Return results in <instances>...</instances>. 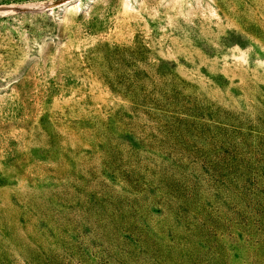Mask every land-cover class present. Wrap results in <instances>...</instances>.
<instances>
[{"label": "rangeland", "instance_id": "374dc122", "mask_svg": "<svg viewBox=\"0 0 264 264\" xmlns=\"http://www.w3.org/2000/svg\"><path fill=\"white\" fill-rule=\"evenodd\" d=\"M0 264H264V0H0Z\"/></svg>", "mask_w": 264, "mask_h": 264}]
</instances>
